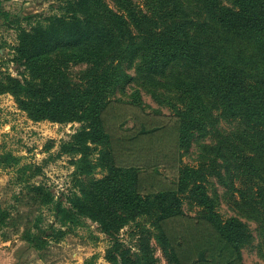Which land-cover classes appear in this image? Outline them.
Returning a JSON list of instances; mask_svg holds the SVG:
<instances>
[{"label": "trees", "instance_id": "obj_1", "mask_svg": "<svg viewBox=\"0 0 264 264\" xmlns=\"http://www.w3.org/2000/svg\"><path fill=\"white\" fill-rule=\"evenodd\" d=\"M114 3L64 0L61 13L25 17L29 28L18 27L8 59L18 74L0 64V94L13 95L32 119L81 123L61 153L81 155V168L95 153L108 168L67 201L44 185H29L28 203L51 207L61 227L37 222L35 231L25 228L24 238L42 249L62 239L82 214L99 222L114 243H123L116 235L122 226H142L140 220L149 218L155 230L145 231L140 243L155 237L170 264H244L246 225L220 216L206 186L212 174L183 161L218 111L253 137L250 155L228 143L231 160L247 162L264 179V0ZM75 65L85 67L74 73ZM135 81L176 92L179 104L171 103L168 121L141 112L123 129L127 111L144 109L141 90L127 92ZM120 90L129 94L127 101ZM208 149L215 153L207 157L213 163L217 155L226 158L222 145ZM170 168L177 169V179L168 183L163 169ZM186 198L203 208L197 217L183 210ZM258 205L264 219V185ZM9 216L2 213L3 219ZM108 256L111 264H158L148 244L133 260L123 253Z\"/></svg>", "mask_w": 264, "mask_h": 264}, {"label": "rangeland", "instance_id": "obj_2", "mask_svg": "<svg viewBox=\"0 0 264 264\" xmlns=\"http://www.w3.org/2000/svg\"><path fill=\"white\" fill-rule=\"evenodd\" d=\"M108 1L115 5L114 0ZM63 3L64 0H0V64L3 70L18 74L15 65L8 59L12 57V47L18 43V27L29 28L30 20L25 17L61 13ZM84 67L75 65L72 71L78 73ZM181 71L184 69L181 68ZM131 72L134 74L135 70ZM175 72L178 73V70ZM132 87L141 90L144 109L127 111L130 117L123 123V129L133 126V119H138L141 112L152 113L161 121H168L167 117L172 114L171 103L179 104L176 92L167 87L155 88L148 83L135 81L127 87L128 93ZM128 93L123 95L120 90L118 95L127 101ZM80 127L81 123L77 121H35L18 106L13 95L0 94V155L9 156L0 159V264H111L109 252L117 255L123 253L133 260L142 254L143 244L149 245L158 264H170L155 237L152 236L150 243H140L145 231L155 230L149 218L140 220L142 226L135 222L124 228L122 226L116 235L123 243H114L99 222L82 214L77 215L76 223L71 225L62 239L50 240L42 249L31 246L24 238L27 226L32 227L39 222L47 228L55 221L51 207H36L28 203L25 194L29 185H44L57 197L62 196L67 201L73 192L80 194L81 189L95 179L107 175L108 168H104L100 160L97 161L98 154L94 153L92 161L81 168L77 164L81 155L60 152L61 144L69 141ZM252 139L242 124L224 119L218 111H214V121L209 125L208 132L196 137L183 162L195 167L202 166L212 174L206 186L216 202V211L224 220L237 217L246 225L250 240L241 247L243 263L264 264V219L258 205V193L264 179L258 174L254 175L247 162L231 160L232 152L228 150L230 143L239 147L244 155H250L253 152ZM221 145L226 158L217 155L215 163L208 160L209 155L215 156L208 146ZM163 171L166 174L163 180L166 179L168 183L177 179V169ZM65 203L68 205V202ZM182 208L192 217H197L203 211L201 206L188 198L183 199ZM6 211L10 216L3 219L2 213ZM55 227L60 228L61 224L55 221ZM32 230L36 229L32 227Z\"/></svg>", "mask_w": 264, "mask_h": 264}]
</instances>
